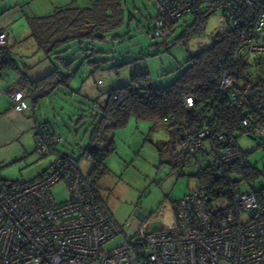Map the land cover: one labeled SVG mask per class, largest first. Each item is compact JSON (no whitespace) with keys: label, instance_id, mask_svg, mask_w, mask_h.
Here are the masks:
<instances>
[{"label":"built area","instance_id":"obj_1","mask_svg":"<svg viewBox=\"0 0 264 264\" xmlns=\"http://www.w3.org/2000/svg\"><path fill=\"white\" fill-rule=\"evenodd\" d=\"M150 1L155 15L149 38L166 40L178 20L217 12L218 31L233 34L234 57L264 59V0ZM6 45L7 33L0 29V67L10 59ZM212 79L217 90L230 95L228 106L233 107L242 82L221 61ZM9 97L14 110L32 108L31 89L15 88ZM194 102L191 95L183 98L185 107ZM173 123L170 116L154 126L168 128ZM35 131L40 154L55 151L63 142V136L45 123H37ZM240 132L264 147V126L243 119ZM209 135L206 127L180 141L181 151L197 162L204 160L215 178L210 192L196 185L175 202L171 227L152 230L147 217L124 233L78 160L62 152L29 183L0 181V264H264V168L250 164L236 137L224 130L211 134V149L198 153ZM83 155L86 160L102 159L88 149ZM245 169H254L257 176L240 173ZM59 183L67 193L62 201L51 192ZM118 235L121 242L104 250L103 245Z\"/></svg>","mask_w":264,"mask_h":264},{"label":"rangeland","instance_id":"obj_2","mask_svg":"<svg viewBox=\"0 0 264 264\" xmlns=\"http://www.w3.org/2000/svg\"><path fill=\"white\" fill-rule=\"evenodd\" d=\"M91 1L0 0V29L7 33L6 49L15 65V68L0 71V103L7 101L2 91L16 74L23 73L36 80L46 75L53 64L61 67L59 58L71 62L70 71L75 74L70 88L57 87L48 96L42 97L41 92H36L35 115L40 120H48L58 130L63 142L57 150L78 160L86 174L96 163L86 160L83 152L91 145L89 137L100 115L98 105L105 100L107 91L126 84L132 74L139 73H148L153 87L171 85L189 57L212 44L220 23L219 14L209 12L204 25L196 33L179 38L192 23L193 17H186L177 21L168 39L149 38L147 31L152 28L155 15L152 2L120 0L123 23L108 34L105 41L84 42L82 45L74 41L62 48L65 51L49 57L35 47L29 37L27 18L51 13L55 2L62 6L84 7ZM21 87L26 89V84L22 83ZM236 139L247 153L249 163L264 168V147L260 146L258 139L246 134L237 135ZM111 140L114 150L105 157L107 168L96 183L100 197L115 218L126 213L132 215L137 205L140 206L150 215V229H158L165 221V217H160L163 206L181 198L188 185L198 184L194 175L205 163L204 160L197 162L194 157L185 158L176 130L156 128L149 122L134 118L124 128L106 133L105 138L93 142L92 146L105 154ZM50 160L49 153L42 156L36 152L31 139L14 141L0 148V181L27 183ZM245 186L241 185L242 188ZM51 192L57 201L67 198L62 183L53 186ZM169 215L168 227H171L175 224L174 212ZM121 229L126 233L125 223ZM120 242L121 236L118 235L105 243L103 249L113 248Z\"/></svg>","mask_w":264,"mask_h":264},{"label":"trees","instance_id":"obj_3","mask_svg":"<svg viewBox=\"0 0 264 264\" xmlns=\"http://www.w3.org/2000/svg\"><path fill=\"white\" fill-rule=\"evenodd\" d=\"M209 14L202 12L194 16L192 23L179 38L200 31ZM122 23L123 8L120 0H92L84 7L61 6L47 15L27 18L29 37L46 57L65 51L62 48L74 41L78 45L84 42H103L107 35L121 27ZM233 45V34L220 33L217 30L212 44L189 57L184 69L171 85L163 88L153 87L149 83L148 73H139L132 74L126 84L107 91L105 100L98 105L100 118L91 131V145L86 148L102 156L98 161L93 160L96 165L88 173L93 186L96 187L105 172V157L114 150L113 140L108 142L105 154L93 147V142L105 138V134L110 131L124 128L131 118L150 122L154 126L156 121L172 116L174 123L168 129L176 130L180 141L185 134H195L207 127L210 135L203 138V147L198 150V153L202 154L211 149L208 145L211 134L220 130L234 137L242 134L240 123L243 119L254 125L264 126V59L250 61L247 58H236L233 55ZM7 53L9 55L8 51ZM220 61L242 82V85L236 88L237 98L233 107L228 106L230 95L214 87L212 76ZM60 64L61 67L54 65L41 78L28 80L23 75L17 82V86L21 87L22 83H25L26 89H31L32 105L37 101L34 96L36 92H41L42 97L48 96L57 87L70 88L75 74L70 71L72 64L64 59L60 60ZM6 68H15L11 59L0 67V71ZM187 95L195 99L191 107H185L183 104V98ZM188 156L185 154V158ZM97 166L101 168L99 173L94 171ZM240 173L250 177L257 176L254 169H245ZM194 177L198 180L197 185L204 186L208 192L211 191L215 176L210 166H200ZM13 183L17 186L23 185Z\"/></svg>","mask_w":264,"mask_h":264},{"label":"crops","instance_id":"obj_4","mask_svg":"<svg viewBox=\"0 0 264 264\" xmlns=\"http://www.w3.org/2000/svg\"><path fill=\"white\" fill-rule=\"evenodd\" d=\"M52 6H54L56 8V7H61L62 5H59V4L57 5V3L55 2V3H53ZM35 47H36V45H35ZM7 51H8V49H7ZM53 55H56V54H53ZM61 59H64V58H59V60H61ZM54 65L55 64H53L52 67ZM23 75H24L23 73L22 74L21 73L16 74L15 78H13L9 83L6 84V86L4 87V89L2 91L6 94L7 101L0 103V148L6 147V146L10 145L11 143H13L14 141L21 140L22 138L26 139V140L31 139L33 141V143H35V146H36L35 125L37 123H40V122L47 123L54 130H56V128H54V126L48 120H46V119L40 120L35 115V104L37 101L34 102V104L32 105L33 108H31V109L17 111V110H14L12 108V102H11L9 96H10L11 90H13L15 88H22L23 89V87L17 86V82L19 80H21V77ZM25 76L27 77V75H25ZM27 78H28V80H32L29 77H27ZM99 118H100V115H99ZM150 124H152V123H150ZM56 131L58 132V130H56ZM57 152H61V151L56 149L55 151L49 153L51 155V160L48 162H45V165H42L40 171L35 175V177L32 178V180H34L36 177H38L40 174H42L44 171H46L51 166L53 160L55 159ZM43 155H45V154H42V156ZM106 168H107V166L105 165V170H106ZM192 187H194V186L188 185L184 194ZM177 200L176 199L173 200V202L170 205L166 203L165 206H163L164 211L162 214H160V217H165L166 222L163 220V223H161L159 225V227H168L169 226L170 223H168V216H170L169 214L171 212L172 213L174 212V204ZM137 207H138L137 209L136 208L134 209V212L132 215L129 213H126V215H124L125 217L124 216L120 217L119 215H117V217L115 218L114 214L110 210L114 219L119 224V226H121V228H122L124 223L126 224V232L127 233H131L137 227V225L139 224V221L146 219L147 217L148 218L150 217L149 213H146L145 211L140 209V206H137ZM159 210L160 209H158V212H159ZM171 219H173V223H174V218L171 217Z\"/></svg>","mask_w":264,"mask_h":264},{"label":"water","instance_id":"obj_5","mask_svg":"<svg viewBox=\"0 0 264 264\" xmlns=\"http://www.w3.org/2000/svg\"><path fill=\"white\" fill-rule=\"evenodd\" d=\"M211 212H212L213 215L215 214V210H212Z\"/></svg>","mask_w":264,"mask_h":264}]
</instances>
